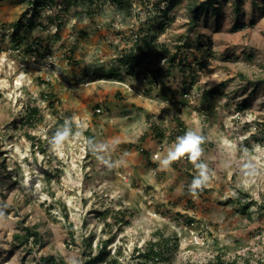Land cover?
Returning <instances> with one entry per match:
<instances>
[{
  "label": "rangeland",
  "instance_id": "374dc122",
  "mask_svg": "<svg viewBox=\"0 0 264 264\" xmlns=\"http://www.w3.org/2000/svg\"><path fill=\"white\" fill-rule=\"evenodd\" d=\"M41 1L0 0V264H84L104 241L97 264L136 263L160 237L156 264H264V0L198 18L204 0H178L160 34V0ZM141 51L157 79L121 60ZM35 105L42 118L21 125ZM62 118L74 135L53 148ZM188 130L210 175L196 195L186 155L160 164ZM25 227L41 244L12 243Z\"/></svg>",
  "mask_w": 264,
  "mask_h": 264
},
{
  "label": "trees",
  "instance_id": "16d2710c",
  "mask_svg": "<svg viewBox=\"0 0 264 264\" xmlns=\"http://www.w3.org/2000/svg\"><path fill=\"white\" fill-rule=\"evenodd\" d=\"M50 1V0H48ZM117 2H121V0H116ZM145 1V0H144ZM178 0H160L156 3V8L159 11L158 15L155 17V19L158 20L159 25L156 28H154V33L155 34H160L163 33L164 29H163V24L166 21L167 17H168V13L175 7V5L177 4ZM32 4H33V8L34 10H38L40 9L41 6H43V3L41 0H32ZM164 3L163 6H161V3ZM219 3V0H204L202 2H199L198 5L192 10V13L194 14V18H198L200 13L202 11L207 12L210 8L214 9V10H219L217 9L218 7L217 4ZM234 8L236 10H238L242 4V0H234ZM154 19V20H155ZM16 27L18 28H25V29H33L34 28V23H33V18L30 16L25 24H22L20 21H18L16 23ZM17 33H14V36L12 37L13 40H18L19 36H17ZM154 36V35H153ZM155 37H149V39H146V37H143L142 39V46H144L145 48H147V50L149 48H151L152 43L154 42ZM32 47V48H31ZM28 46V50L29 51H34L33 50V46ZM140 49V47H139ZM166 50H158V51H154V53L160 57L163 56L165 54ZM149 54L141 51L138 55L136 54H129L127 57H122L121 60H123V62L128 63L129 65L133 64L134 65V69L143 66V70L145 72L148 73V76H151L152 79H157L158 75L160 74L155 68H151L149 67L150 65H153V63L151 62V60L149 59ZM171 58V57H170ZM187 89H189V87H187ZM214 92V90H210L208 92L209 94H212ZM205 97H207V95H204ZM42 118V114L40 112V109L35 105V106H26L25 110H24V114L21 120V125L24 126H34L37 122L38 119ZM71 122V127L73 129V132L75 131V124L73 121ZM60 127L65 123L64 119H60ZM181 127V123L179 125ZM180 130V129H179ZM156 134L158 135V141L161 140V137H163L164 135L156 132ZM147 163L151 166H153V163L147 161ZM187 194H192L189 189H186L185 191ZM262 210H264V203L261 205ZM23 233L21 232H17L14 233L13 237H12V243H14L16 246L18 245H27V244H32V245H36V244H41L42 241V236L39 233V231L35 228V227H25L23 229ZM168 241L169 239H165L164 237H160L159 239H156L155 241L149 243V247L145 250H136L137 255L135 258H137L138 260L136 261V263H126V264H146L148 262H151L152 264H156L158 262V260L164 258V253L166 252V248L168 246ZM90 246V243L89 245ZM108 256V251L105 248V241L104 244L100 245L99 251L91 256L90 254L87 255V259L84 262V264H97L100 261H103L105 259H107ZM110 264H120L117 259L114 257L112 260L109 261ZM22 264H26V263H22ZM34 264H64L63 261H57L56 257L53 255H47V256H41L36 263ZM217 264H224V261L222 260H217ZM229 264H233L229 263Z\"/></svg>",
  "mask_w": 264,
  "mask_h": 264
},
{
  "label": "clouds",
  "instance_id": "9594fccd",
  "mask_svg": "<svg viewBox=\"0 0 264 264\" xmlns=\"http://www.w3.org/2000/svg\"><path fill=\"white\" fill-rule=\"evenodd\" d=\"M73 135L74 133L71 127V122L66 120L65 123L56 130L54 136L50 139V143L53 148H59L64 141ZM204 139L205 138L202 135H199L195 130H188L184 133V135L177 137L175 145L170 147L166 156L160 160V164L165 168L171 166L175 160L185 155L190 161L195 163V167L198 169V174L193 177L189 185V191L193 195H196L198 190H203L210 179L207 164L200 161L203 151L201 145L204 143ZM244 151L247 150L245 149ZM252 168L253 165L251 163H245L243 165V169L246 174L249 169Z\"/></svg>",
  "mask_w": 264,
  "mask_h": 264
},
{
  "label": "built area",
  "instance_id": "2783aa9c",
  "mask_svg": "<svg viewBox=\"0 0 264 264\" xmlns=\"http://www.w3.org/2000/svg\"><path fill=\"white\" fill-rule=\"evenodd\" d=\"M153 156H154V157H156V156H157V154L155 153Z\"/></svg>",
  "mask_w": 264,
  "mask_h": 264
}]
</instances>
